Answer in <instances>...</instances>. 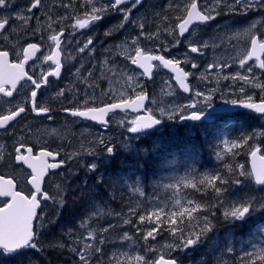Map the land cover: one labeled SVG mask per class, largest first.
<instances>
[{
  "label": "snow or ice",
  "instance_id": "snow-or-ice-1",
  "mask_svg": "<svg viewBox=\"0 0 264 264\" xmlns=\"http://www.w3.org/2000/svg\"><path fill=\"white\" fill-rule=\"evenodd\" d=\"M14 3L15 0H0V49H11V53L9 50H0V99L6 98L3 99V103L10 105L0 112V131L7 133L13 139L10 152L3 143H0V167L12 168L13 166L27 165L30 172L17 175L15 180L10 176L6 178L0 175V197L6 198L3 201V206L0 207V218L3 222V232L0 236V256L15 260L17 264H39V261L28 253L34 251L42 255L52 248L58 249L60 252L69 251L77 258L76 264H132L133 261L135 264H181L178 258L166 259L163 254L159 255L156 260H146L149 253L155 254L159 251L155 247H147L149 239L156 241L158 235L167 232L171 242L163 245V248L169 256L175 252L195 250L208 233L214 229L213 220L216 218V212L222 210L223 218L228 224L242 226L253 213L264 210V196L257 197L244 191L246 184L252 180L257 185L264 186V176L260 175L258 167L254 163L261 148L257 146L250 152L253 161L251 170L246 171L243 164L228 163L225 160L227 154H231V157L238 156L240 150L250 147V142L256 138L264 137V130H261L253 131L250 135H240L234 139L221 136L213 151L215 159L222 162V166L215 171L197 173L193 170L190 175L168 178L170 182L167 183L164 178H160L154 185V189L158 191L162 187L165 190H171L172 196L176 197L172 208L178 207V211L171 209L166 211L165 209L169 208L168 203L156 198L148 200L153 208L146 213L139 204L135 206L129 204L127 212L115 213V216L122 220L123 225H132L136 233L143 232L139 242L129 236L127 232H124L118 240H111L105 235L118 228L119 225L109 223L100 228L98 232L96 228L90 227L89 221L99 220L105 215H112L111 211L105 213L99 202L93 201L86 212L87 219L79 224L81 229L87 230L86 236H76V233L69 230L64 234L70 241L68 244L58 240L45 243L42 239L44 217L38 214V210H43L42 202L46 204L48 201H52L57 209L63 208L66 203L65 190L59 184H57V191L54 195H49V192L44 190V180L49 170L60 168L67 160H75L88 172L95 173L99 167L96 162L97 157L113 155L117 151L118 145L124 150L132 149L134 147L133 140H139L142 136L148 135V130L154 129L166 121H193L202 124L205 121L216 119L213 100L217 96L221 98L230 95L238 96L240 99H230L227 103L233 107L250 110L264 118V82H260L253 72L254 66L264 70V59H260L257 55V49L264 53V40L260 39L261 36H264V16L252 21L247 28L234 32L235 38L248 37L250 41V50L246 51L243 58L238 60V66L244 69V74L238 71L223 77H213L216 80V86L208 87L205 84L203 90L188 83L190 77L194 81L209 79L203 73L199 76L196 75V70L200 68V65L194 62L189 53L203 56L209 48L222 47L224 39L219 30H230V26L225 22V25H217L218 34L211 38L212 43L203 40L194 43L191 36L195 34L196 28H192L190 31V26L194 24L207 25L208 22L215 21L222 15L227 16L233 13L247 15L248 13L264 12V0H200L199 5L197 0H183V15L174 17L175 27L164 28H161L156 21L170 25L172 20L164 13L173 10L181 11L180 4L174 3L173 0H168L162 11L153 13L151 20L145 16L135 18L132 16L133 9L141 6L144 0H87L91 8L90 11H84L86 18H77L74 24L67 25L68 38L63 42L64 63L61 62L62 38L65 36V25L69 16L56 13L49 15L51 7L55 6H49V0H28L27 5L19 10H13ZM97 4L99 6H96ZM122 5H130V7H122ZM59 7L65 11L69 9H72L73 12L76 11L70 3L61 2ZM201 8L203 11L199 10ZM34 10L40 11L41 16H34ZM110 13H120L122 19L104 32L106 38L124 30L126 25H131L139 30L137 35L126 38L122 45L115 46L124 48L121 55L130 61L131 65L143 69L135 78L133 76L124 77L134 98H125L122 95L117 99L112 96L109 98L115 102L104 103L103 106L96 107L89 106L95 104V100L89 99L86 92L83 110L64 108L62 111L73 117L97 122L105 130L109 129L111 123L114 122L125 132L136 135L121 141H114L110 135L83 132L81 137L84 140L80 143L79 150L65 154V158L61 159L59 163H49L47 159L61 155L59 150L55 152L44 150L33 156V148H25L24 138L17 136V118L26 116L27 112L31 111L38 116L45 115L48 120H52V116L49 114L51 109L38 103V92L43 95L40 90L50 85L49 77L59 80L62 70L67 65V71L75 80L83 84L86 89H95L98 87L97 85L88 84V78L93 76L94 71L98 70L99 77L109 85L112 80L106 73L110 74L112 78H116L120 74L115 66L109 67L113 46L110 45L103 49V59L97 62L96 46L94 45L95 33L84 42L74 39L77 30L87 29L91 25L98 24ZM53 15H57L56 20H53ZM42 19L43 23H41ZM33 20L36 22L35 28L29 27ZM146 23L147 27H155V31H147ZM257 25H260L259 36L253 35L252 32L257 28ZM56 29L59 31L56 32ZM45 32H56V34L45 35ZM186 33L189 34V38L183 39V45L187 48V51L182 54L183 63L190 66L191 71H185L183 67H180L182 63L180 59H166L165 55H153L151 49L146 52L145 48L140 47L142 41L148 45L155 43L156 51L162 50L165 53H170L173 48H180L182 38ZM165 34L171 39V46L167 40L161 39ZM33 38H38L40 43L28 42ZM23 43H26L27 46L21 47ZM42 46L44 50L49 48L53 50L50 54H45V51H42ZM37 53H40V56H37ZM85 54L90 61V68L82 77ZM10 55L19 62L10 61ZM77 57L80 58L78 66L74 64ZM254 58L255 64H248ZM30 60L33 61L31 66L33 69L37 67L36 62L39 61L40 66L47 65L48 70L45 71L42 67L39 75L34 78L35 72L33 75H29L25 71V65ZM153 61L159 62L174 74V81L178 84L179 89H182L183 93L189 94L186 102H176V93L172 90V84L167 81L164 82L161 93L169 99L150 98L140 77H152V69L155 67ZM246 64L247 67H245ZM231 66L228 62L211 63L207 65V71L224 70ZM73 67H75V71H72ZM221 80L228 83L221 87ZM25 85H30V90L19 101H14V93L20 96ZM254 90H259L258 96L253 94ZM65 91L69 94H79L78 89L70 82L66 88H61L56 92V97H63ZM104 95L108 96V93L105 92ZM146 102L152 106L146 107ZM25 105L29 107L26 108ZM117 110H131L134 113L143 110L144 115H135L131 120L125 118L112 121L109 114L115 113ZM24 131L26 136L32 135L31 130L27 127ZM215 148H219L220 151H215ZM22 150L26 151L28 155L21 154ZM84 157L93 159L90 162H84ZM259 159L264 160V156H260ZM130 179L133 180L134 185L132 192L145 198V190L140 186L142 181L137 177H130ZM17 183L21 187L27 186L30 189L29 194L25 195L24 191H16ZM98 183H103L102 176L98 177ZM181 188L191 189L194 194H200L202 199L212 202L198 203L195 199L187 198L182 200L179 198L178 191ZM261 191H264V188ZM111 198L115 199V196H111ZM133 218L136 220L135 223H133ZM73 236H76L75 240L72 239ZM127 242H131V247L137 251L136 255L132 256L129 252L119 250L108 255L104 251L106 243L127 245ZM225 250L228 253L233 252L232 247H227ZM139 251H143L144 255H140ZM239 259L241 264H264V247L244 252ZM197 264H212V262L201 257ZM215 264H229V262L221 257L215 260Z\"/></svg>",
  "mask_w": 264,
  "mask_h": 264
},
{
  "label": "rangeland",
  "instance_id": "rangeland-1",
  "mask_svg": "<svg viewBox=\"0 0 264 264\" xmlns=\"http://www.w3.org/2000/svg\"><path fill=\"white\" fill-rule=\"evenodd\" d=\"M27 2H28V0H15V3L13 4V10H19V8L26 6ZM61 2L72 4V8L76 9V11L73 12L72 9L65 11V9L59 7ZM167 2H168V0H149V1H146V3L144 5H142L141 7L139 6L137 9H133L132 16H133V18L138 17V16H145V17H148L149 20H151L152 14L155 12L162 11V9L166 6ZM173 2L180 4L181 11H174L173 10V11L164 13L165 15L169 16V19L172 20V23L170 25H165V24H162L160 21H156V23L160 24L161 28L175 27L174 17L183 15V8H184L183 0H173ZM197 3L200 4V0H197ZM80 4L82 6H80ZM51 5H58V6L56 8L51 7V11L49 12V15H52V13H55V12L58 13V11L60 9V12H63L60 15L69 16L70 20L66 22L65 27H67V25L74 24L75 20L77 18H80V19L86 18L84 15V11L85 10L90 11V8H91V5H89L87 3V0H82V1L81 0L80 1L79 0H49V6H51ZM85 6H90V8H88V9L86 8L84 10L83 8ZM96 6H99V5L97 4ZM122 7H130V5H126V6L123 5ZM201 10H203V9L201 8ZM34 16H38V17L41 16V12L39 11L38 14H34ZM222 16L226 17V19H228V20H225V19L222 20V18H221ZM222 16L217 17L215 21L208 22L207 25H203V24L197 25L195 27L196 28L195 34L191 36V40L194 43H198L199 41H202V40L203 41H209V43H212L211 38L218 34L217 25H225V22H227V24L230 26V30H225V29L219 30L222 38L224 39V45L222 47H220V48H209L208 50H206L204 52L203 56L198 55V54L189 53V55L193 57L194 62H196L200 65V68L198 70H196V75L199 76L201 73H203V75H205V76L208 75V78H210V80L212 81V82L195 81L194 87H197L200 90L204 89L205 84H207L208 87H215L216 86V80L213 79V77H217V76L223 77L225 75L235 74L238 71L241 72V74H244V69H241L238 66V60L240 58H243V54L246 51L250 50V41H249L248 37H242L240 39L235 38L234 32L240 31L244 28H247L252 21L259 19L261 16H264V13L255 12L253 15L247 14L245 16L239 15V14H237V15L233 14V15H227V16L222 15ZM239 16H240V18H239ZM52 18L54 20L55 15H53ZM121 19H122V15L120 13H110L104 17L103 22L101 21L102 23L99 22L96 25H91L87 29L76 31V34L80 35V37L79 36H78V38L74 37V39H80L82 42L86 41V39L89 36H92L93 33H95L94 45L96 46V61L97 62H100L103 59V56H104L103 49L107 48L110 45L113 46L112 47V54L110 57L109 67L115 66L120 74L116 78H112L110 74L106 73V75L109 76V79L112 80L111 85H109L107 82H105L104 80H102L99 77L98 70L95 71V73H93V76L90 77L91 80H89V78H88V84H90V85L95 84L98 87H96L95 89H86L85 86H81L78 88L79 94H76V95L71 94L70 95V97H69L70 101H73L75 98H78V99L80 98V100H83V104H84L85 93L87 92L88 98L95 100V104H90L89 106L96 105L97 102L99 101L97 89L101 85L104 86L103 91H106L107 93L113 92V93H119V94L123 95V94H125L124 87H128L127 84L124 83L125 82L124 77L125 76H133L135 78L138 75V72H136V69L132 68L133 66L130 65V61L126 60L124 58V56L121 55V53L124 52V48L123 47H121V48L115 47L117 45H122L126 38H130L131 36L137 35L138 31H139L138 29L133 28L131 25H126L124 30H121L120 32L115 33L111 37H107L109 40L106 39V37H103V39H101V41H103V43H100L101 42L100 38L102 36H104V32L109 27H111L112 25L118 24L121 21ZM33 21H31L29 24V27H31V28L36 27V23H33ZM105 23H109L110 26L107 24V26H106L107 28H105V27L101 28L102 25ZM259 29H260V25H257V28L252 30L253 35L257 36V34H255V33H257L259 31ZM146 30L149 32L155 31V27H147V23H146ZM97 35H99V36H97ZM229 38H230V43H229ZM161 39L167 40L169 46H171L172 41L169 37H167L166 34L163 35L161 37ZM104 40H107V41L104 42ZM262 40H264V38ZM98 41H100V42H98ZM24 45H25V43H23L21 45V47H24ZM81 46H82V44H81ZM140 47L145 48L146 52L149 49H151L153 54L158 53V51L155 50V43L148 45L142 41ZM186 51H187V48H185L181 42L180 48H178V49L173 48L170 53H173L171 55L173 58L180 59L183 63V55L182 54ZM99 59H100V61H99ZM79 61H80V58H79ZM79 61L77 62V66L79 64ZM84 61H87V62H84V64L86 65L84 67L85 68V74L84 75H86L87 70L90 68V61L87 58V54L84 55ZM224 62H228L232 66L230 68H227L224 70L213 69L212 71H207V65L208 64L224 63ZM248 64L254 65L255 60L249 61ZM247 66L248 65L246 64L245 67H247ZM184 68H186L188 71H191L190 66L185 65ZM253 72L259 78L260 82H264V70H260L258 67L254 66ZM166 81L171 83L170 78L166 74L162 75V73L160 72V69L158 67L156 74L154 75L153 81L149 82V84H150L149 86L151 88V94H152L151 98H158V99H165V100L169 99L168 97L163 96V94L161 93V88L164 87V82H166ZM221 81H223V80H221ZM223 82L226 84L228 83L226 81H223ZM165 90L167 91V89H165ZM172 90L175 92L173 86H172ZM129 92H130V89L127 88V93H129ZM257 92L259 93V90H254L253 94L256 95ZM181 98L182 97L177 94L176 95V102H186V100H183ZM57 105H59V104H57ZM151 106L152 105H150L149 107H151ZM125 118L127 120L132 119V117L118 115V117H117V119H115V121H119V120L125 119ZM114 124H116V123H114ZM74 126H76V125H74ZM74 126H71V128L69 129L68 132H63L62 134H60V136H62V135H67L68 137L78 136V138H80L81 133H83V132H92L93 133V131H94L93 129H91L89 127L83 128L82 127L83 125L80 126L79 129H75ZM51 130H53V129L47 130L48 131L47 134H53V133H51ZM74 131H76L78 133V135L76 133H74ZM95 133H97V132H95ZM101 134L107 135V134L102 133V132H101ZM108 135H110L114 141H121V140H124V139H127L130 137L129 133L125 132L124 129L120 128V127H118V134H116V132L114 131ZM45 136H48V135L45 134ZM221 136L229 139L228 135L222 134L217 138V140L214 141L216 145L219 143V138ZM32 137H38L36 139H42L43 140V135L33 134ZM139 140H133L132 141L133 146ZM254 146L261 147L259 144H255ZM263 146H264V143H263ZM215 149H216L215 151H220L219 148H215ZM130 150L131 149L127 150V152H129ZM132 150H134V147L132 148ZM263 153H264V151H263ZM102 171H104V170H102ZM100 172H101V170H100ZM82 175L84 176V180H86V177L89 175L91 176V173H87V172L82 173L81 178H78V175H76V178L79 180V181H76V183L70 177H69V180H67V181L59 179V182L64 181L63 185L67 184L68 188H70V185L72 183H75V185L77 183L80 184V180L83 177ZM94 175L97 176L96 173ZM70 176L74 177V174L70 173ZM259 188L262 189V188H264V186L257 187L252 180L246 184L244 191L250 192L251 194H253L257 197L264 196V191H260ZM178 191H181V190L179 189ZM237 194L240 195L241 193H237ZM183 195H184V193H183ZM179 198H181L183 200L184 198H187V197L184 195V198H183L182 196H180V192H179ZM165 200H166L165 202L168 203V205H169V208L165 209V210L166 211H168L169 209L174 210L175 208H172V205L175 203V198L172 196L171 190L167 194V197L165 198ZM185 206H187V205L185 204ZM176 210H179V208L176 207ZM105 213H107V212L105 211ZM56 216L57 215L54 212V210H52L51 214H45L44 215V221H43L44 228L42 230V232H43L42 239L45 241V243L50 242L51 238L53 236H56V234L51 236V234H53V232H54L53 226L54 225L57 226V224L59 223V221L57 219L58 217H56ZM104 217H108V216L105 215ZM101 219L89 221L90 227L96 228L97 232H98L100 228L107 226L109 223L114 224V225H119L118 228L111 230L109 233H106L105 235L111 240H118L119 237L124 232H127L129 236H132L134 240H137V236L133 234L132 227L130 225H127V226L123 225L122 220H120L118 217H116L115 214H114L113 218H105V220L104 219L101 220ZM81 222L82 221L76 223L75 224L76 226L75 225L72 226L70 229H68V231H65L64 228L60 229L61 227L59 224H58L59 225L58 228L60 229L59 231L63 235L65 233L69 232V230H71L72 232L76 233V236H86L87 230L81 229L79 227V224ZM213 223L215 225L214 230L219 231L221 233H227L233 229L232 225L228 224L224 220L223 215H222V210H221L220 217L217 219H214ZM127 228L129 230H127ZM74 229H76V230L74 231ZM258 232H260L264 236V226L259 227L258 231H255V234L253 235L256 237L259 236L258 238H260V239L256 240V242H254V239H250L247 242V245H250L249 246L250 248L255 249V248L263 247L264 237L260 236L258 234ZM47 234H48V236H47ZM139 234L141 237L143 235V232H141ZM76 236H73L72 239L75 240ZM97 238H99V237H97ZM56 240H58L62 243H65V244H68L70 242L66 236H64V237L59 236V237L54 238V241H56ZM137 241L139 242V240H137ZM170 242H171L170 238L162 237V235H158L156 241H152L151 239H149L147 247H155V248L159 249V251L156 252L155 254L149 253L146 257V260H156L159 258V255H161V254L165 255L166 258H172V255L176 256V254H178L179 256L181 255V260H182L181 264H190V263L193 264L192 261H194V262L199 261L197 259L191 260L190 257H187L184 254L185 252H175V253H172L171 256H169L167 254L166 250L163 248V245L170 243ZM238 242H239V246H244L243 240L238 239ZM260 244H261V246H260ZM112 245H114V244L106 243V245L104 246V251L108 255H111L113 251H117V250H119V251H124V250L133 251V247H131V242H127V245H122L120 243H116V245H117L116 248H113ZM213 246L220 247L225 252L226 251L225 249L227 247H235V244H234V240H232L231 242H225L224 241V246H222V245H213ZM48 250L60 252L58 249L49 248ZM68 254L70 256L69 261H67V262H56L55 264H76L77 258L75 256H73L69 251H68ZM129 254L134 256L137 254V252L134 254H132V253H129ZM139 254L144 255V252L139 251ZM189 254H192V253L189 252ZM28 255L34 256L35 259H37L39 256L38 252H34V251H30L28 253ZM44 255L46 256L45 253H44ZM226 255H227V253H224L223 257ZM0 257H3V256H0ZM13 262H16V261L13 260ZM133 262L135 264V261H133ZM51 264H54V263L51 262ZM213 264H215V263H213Z\"/></svg>",
  "mask_w": 264,
  "mask_h": 264
},
{
  "label": "flooded vegetation",
  "instance_id": "flooded-vegetation-1",
  "mask_svg": "<svg viewBox=\"0 0 264 264\" xmlns=\"http://www.w3.org/2000/svg\"><path fill=\"white\" fill-rule=\"evenodd\" d=\"M80 6H82L80 4ZM87 9L90 8V6H85ZM83 9H86V8ZM56 8V7H54ZM59 9V8H58ZM203 11V10H202ZM39 11L34 10V14H38ZM56 13V12H55ZM63 12H60V9L57 15L62 14ZM234 15H237L236 13H233ZM231 14V15H233ZM57 15H55V19H57ZM240 15V14H239ZM222 19H226V17H221ZM70 20V19H69ZM68 20V21H69ZM235 21V20H234ZM43 19L41 23H43ZM33 23H36L35 20ZM65 36L62 38V55H61V62L64 63V52H63V42L68 38V31L67 27H65ZM43 30V29H42ZM260 30V29H259ZM44 31V30H43ZM59 29H56V32H58ZM191 31V30H190ZM56 32H45V35H51V34H56ZM100 34V33H99ZM257 36L260 35V31H258ZM80 37V35L76 34V38ZM99 36V35H97ZM189 34L185 35L184 38H182V44H183V39H188ZM264 36H261L260 39L262 40ZM28 42L31 43H40V40L38 38H33L29 40ZM26 46V43L24 47ZM0 50H9L11 53L10 48H3ZM53 49L49 48L47 50H44V47L42 46V51H45V54H50ZM158 55H165L166 59H172L173 57L171 56L173 53H165L162 50L158 51ZM37 56H40V53H37ZM10 61L12 62H19L15 60L13 56L10 55ZM35 59V58H34ZM261 59H264V54L261 56ZM79 61V57H77V60L74 62V64L77 66V62ZM87 62V61H84ZM33 61L30 60L28 64L25 65V71L28 72L29 75H33V73H36V78L39 75V72L41 71V68L43 67V70H48L47 65L40 66L39 61H37V67L33 69L32 66ZM131 65V64H130ZM132 66V65H131ZM181 66L184 68V63H181ZM134 68V67H132ZM160 72L162 75L166 74L172 83V86L176 92V95L178 94L181 96L183 100H187L188 95H185L181 93L176 85L173 83V78L162 68H160ZM186 71H188L186 68H184ZM72 71H75V67H73ZM136 72H140L139 70L136 69ZM95 73V71H94ZM85 74V68L82 70V77ZM156 74V72H155ZM208 77V75H207ZM141 81L144 83L146 90L151 98V88L149 81H145L143 77L140 78ZM190 84L194 86V80L190 77ZM50 80V85L47 87H43L40 92L43 93V95H40L38 92V103L41 106L49 107L51 109V112L49 113L52 116V120H48L45 115H36L35 113L28 111L26 116H22L21 118H17L18 122L16 124V130H17V136L24 138L25 140V148L27 147H32L33 148V156L38 155L40 151H60L61 155L56 156L55 158H47L49 163H59L61 159L65 158V154L71 153L73 151H77L80 148V143L84 140L82 137L78 138V136L74 137H68L67 135H62L63 132H68L71 126H74L75 129H79L80 126L83 128H91L93 129V133L97 132L99 134L105 133V134H110L111 132H116L118 134V127L116 124L111 123V126L109 129L105 130L101 125L94 123L92 121L79 118V117H73L70 114H66L62 109L64 108H70L72 110L84 109V104L83 100H80V98H75L73 101L69 100V97L71 94H69L67 91H65V95L63 97H56V92H58L59 89L61 88H66V86L69 85L70 82H72L75 86L76 89H78L81 86H84L81 84L79 81L75 80V78L71 75L70 72L67 71V65H65V69L62 70V76L59 80H55L52 77H49ZM91 80V78H89ZM208 82H212L210 78L207 80ZM23 84V81L21 82ZM125 83V82H124ZM126 84V83H125ZM226 83L223 81L220 82V86L224 87ZM20 86L18 85V89ZM104 86L101 85L98 89V96H99V101L97 102L96 105H91V106H96L100 107L103 106L104 103L108 102H115L111 100L109 97H116L119 99L122 94L119 93H113V92H108V96H105L104 93L106 91H103ZM127 88L124 87L125 94L123 96L125 98H134L133 94L131 91L127 93ZM30 90V85H25L24 89L21 90V95L17 96L14 93V101H19L23 95L26 94L27 91ZM139 91V90H137ZM258 93V92H257ZM256 96L259 95V93ZM3 99H0V112H3V109L6 107H10V105H5L3 103ZM230 99H240V97L235 96V95H230V96H225L223 98L217 96L213 100V107L215 109L218 108L219 105L224 109L223 112H217L216 110V119L211 120V121H205L202 124H197L196 122L193 121H166L163 125V128L161 131L157 132V134H162L160 135L161 138L163 139L167 137L169 134L172 139H177V138H205L206 140L210 141L212 140L215 136L220 135V134H225L229 136V139H234L240 136L242 133H247L249 134L250 131H256L259 132L261 130H264V118H262L259 114L250 112V110H245V109H236L237 107H233L230 104L227 103L228 100ZM258 102V100H257ZM59 104V105H57ZM150 104L147 105L149 107ZM25 107H29L28 105H25ZM6 114V113H4ZM118 115H123V116H128V117H134L135 114H133L130 111H116L115 113H110L109 116L111 117L112 121H115L117 119ZM259 122H262L261 125ZM74 124V125H73ZM248 125V127H246ZM45 126V127H44ZM85 126V127H84ZM25 127L31 130L32 135L26 136V133L24 131ZM50 129H55L56 131L53 132L51 130V133L53 134H47ZM78 135L76 131H74ZM33 134L35 135H43V140L42 139H36L38 137H32ZM48 135V136H45ZM154 134V133H152ZM81 135V134H80ZM132 136L131 134H129ZM143 137V136H142ZM141 137V138H142ZM148 137V136H145ZM0 143H3L7 150L10 152L11 145L13 144V139L7 134L2 131H0ZM264 143V142H263ZM263 143H258L261 147V151H264V146ZM18 146V145H17ZM118 148V147H117ZM117 152V151H116ZM115 152V153H116ZM114 153V154H115ZM128 153V152H127ZM23 155H28V153L24 150H22ZM113 154V155H114ZM108 155H101L96 158V162L98 163L99 167L96 171H100L102 165L107 164V159L112 157ZM93 158L92 157H84V162H90ZM104 161V163H102ZM71 170H75L77 172H88L86 169L83 167L79 166L75 160H67L65 164H63L60 168L55 169V170H49V173L47 177L44 180V190L49 192V195H54L55 190L57 189V184H59L61 187H63V182L69 180V173ZM30 172V169H28L27 165L23 166H13L12 168L9 167H0V175L5 176L8 178L9 176L12 179H16L17 175H24L26 173ZM63 178V179H62ZM64 180V181H60ZM17 191H24L25 195L29 194L30 189L27 186L21 187L19 183H17L16 187ZM5 199L0 198V206L3 204V201ZM42 205H53L52 201H48L46 204L42 202ZM50 213H52V209H49ZM233 248L232 253H228L225 251L224 253H227L226 256L223 257V254H220L217 251H213L211 248L208 247H199V249H202L198 253H192L190 250L189 252L192 253L189 254V252H185L184 254L187 257H190L191 260L197 259L200 260L201 257H205L209 259L212 264L215 263L216 259L223 258L224 260L228 261L229 264H241L240 262V256L245 252L244 246H238L237 251L235 247ZM206 249V254H204V250ZM172 258H178L179 260L181 259V255L179 256L176 254V256L172 255ZM238 260V261H237ZM197 264V262H195Z\"/></svg>",
  "mask_w": 264,
  "mask_h": 264
},
{
  "label": "trees",
  "instance_id": "trees-1",
  "mask_svg": "<svg viewBox=\"0 0 264 264\" xmlns=\"http://www.w3.org/2000/svg\"><path fill=\"white\" fill-rule=\"evenodd\" d=\"M243 135L249 134L245 133ZM154 137L155 140H151L149 143L142 141L139 142L137 146L134 145L132 154L127 152L123 153V150V152L117 151L112 157L107 159V168H105L104 171L101 170L97 176L89 175L86 177V180H84V176L82 175L83 177L80 180V184L77 183L75 185L76 181H79L76 178L78 173L75 170H71L70 173L74 174V177H71V179H73L75 183H72L70 188H68L67 184L62 187L65 190V206L59 209H57L54 204L50 206L56 213V217H58L60 229L64 228L65 231H68V229L76 223L87 219L86 212L89 210L90 204L93 201L99 202L100 206L104 208V211L112 212L113 215L103 217L102 219L104 220L105 218H113L114 214L117 212H127V206L129 204L133 206L139 204L146 213L153 208V206L148 203L149 199L154 200L159 198L165 202V198L170 192V190H165L162 187L158 191L154 189V185L160 178H164L165 183H167L170 182L168 178L190 175L193 170L197 173H205L215 171L222 166V162L213 161V155L211 157L208 156L206 147L203 145L204 142L200 139L188 138V141L178 142L168 138L163 140L162 138H158L159 136ZM247 151H243L242 149L238 156H227L225 160L228 163H237L239 159H246ZM210 163H212V165H210ZM101 176L103 177V183H98V177ZM130 177H137L142 181L140 186L145 190V198H141L138 194L132 192V187L134 185ZM77 189L78 191H76ZM181 190L185 196L189 199H195L198 203L212 202L208 199H202L200 194H194L191 189L186 190L182 188ZM56 191L57 189L55 192ZM111 196H115V199H112ZM105 201L106 203H104ZM174 210H176V208ZM220 215L221 211L216 212L215 219L219 218ZM258 216L261 221L264 222V210L259 212ZM135 222L136 220L133 218V223ZM59 230L56 236L51 238L50 242L54 241L56 237H64ZM133 234L136 235L137 240H139L140 234L136 233L134 228ZM162 235L168 236V233L164 232ZM44 253L46 254V256L43 254L46 260L52 261L54 264L56 262H67L61 260L63 256L61 255V257H59L56 251L47 250ZM16 263L17 262H13V260L0 259V264ZM132 264H134V262H132Z\"/></svg>",
  "mask_w": 264,
  "mask_h": 264
},
{
  "label": "bare ground",
  "instance_id": "bare-ground-1",
  "mask_svg": "<svg viewBox=\"0 0 264 264\" xmlns=\"http://www.w3.org/2000/svg\"><path fill=\"white\" fill-rule=\"evenodd\" d=\"M80 1V0H79ZM82 1V0H81ZM86 8V7H85ZM82 9V8H81ZM85 10V9H84ZM257 13H259V12H257ZM260 13H264V12H260ZM66 14V13H65ZM248 14H250V13H248ZM245 16V15H244ZM247 17V16H246ZM239 18H240V16H239ZM103 22V21H102ZM101 22V23H102ZM107 24L110 26V24L109 23H105V24H103L102 25V27L101 28H107L106 26H107ZM100 28V29H101ZM103 37H105V36H102L101 38H100V41H101V39H103ZM106 39H108V38H106ZM109 40V39H108ZM100 41H98V42H100ZM105 41H107V40H104V42ZM114 41V40H113ZM101 45V44H100ZM101 53V52H100ZM99 53V54H100ZM99 61H100V59H99ZM102 61V60H101ZM86 66V65H85ZM89 66V65H88ZM99 73V72H98ZM253 131H250V133H249V135L252 133ZM204 143H203V145L206 147V150H207V152H208V156L209 157H211L213 154H214V151H213V148H214V143H213V139H212V141L210 140V141H208V140H206L205 138H202L201 139ZM264 141V137H259V138H256L253 142H250V147H245L244 149H243V151H247L248 149H250L253 145H255V144H258V143H260V142H263ZM195 142V141H194ZM179 147V146H178ZM192 147V146H191ZM199 149V148H198ZM216 150V149H215ZM200 151V150H199ZM196 152V151H195ZM200 153V152H199ZM183 154V153H182ZM194 154H196V153H194ZM141 160V159H140ZM146 162V161H145ZM102 163H104V161H102ZM200 164V163H199ZM105 168H107L106 166L104 167V168H102L101 170H104ZM119 168V167H118ZM78 174V178H81V174L82 173H84V172H77ZM80 173V174H79ZM91 173V175L92 176H94V174L96 173L97 175L100 173V171H96L95 173H92V172H90ZM146 179V178H145ZM170 181V180H169ZM105 183V182H104ZM105 187V186H104ZM106 187H107V185H106ZM102 188H103V186H102ZM102 188H101V190H102ZM73 191V190H72ZM76 191H78V189L76 190ZM80 191V190H79ZM70 192H71V190H70ZM106 192V191H105ZM108 192V191H107ZM76 194V193H75ZM78 194V193H77ZM71 195V194H70ZM100 195V194H99ZM73 197V196H72ZM77 197V196H76ZM79 197V196H78ZM81 198V197H80ZM73 202V201H72ZM84 202V201H83ZM76 203V202H75ZM78 204H79V202H78ZM77 205V204H76ZM75 207V206H74ZM77 207V206H76ZM81 207V206H80ZM78 208V207H77ZM75 212H76V210H75ZM80 212V211H79ZM66 219V218H65ZM59 224V223H58ZM57 224V226H53V228H54V232H53V234H51V236L52 235H55L57 232H58V230H59V228H58V225ZM63 227V226H62ZM53 230V229H52ZM76 229H74V231H75ZM230 233H234V231H229ZM50 235V234H49ZM47 236H48V234H47ZM65 236V235H64ZM51 251V250H50ZM58 251V250H57ZM58 255H59V257H61V255L63 256V257H61V260H64V261H69V259H70V256H69V254H68V251L67 250H64L63 252H56ZM193 260V259H192ZM192 262H194V261H192ZM191 264V263H190Z\"/></svg>",
  "mask_w": 264,
  "mask_h": 264
},
{
  "label": "water",
  "instance_id": "water-1",
  "mask_svg": "<svg viewBox=\"0 0 264 264\" xmlns=\"http://www.w3.org/2000/svg\"><path fill=\"white\" fill-rule=\"evenodd\" d=\"M193 26V25H192ZM192 26H190V28L192 27ZM262 53L259 51V49H257V55L260 57V55H261ZM154 62V61H153ZM152 62V63H153ZM157 62V61H156ZM163 66V65H162ZM137 69H139V70H141V71H143V69H140L138 66H135ZM154 69H155V67L152 69V73H153V71H154ZM164 69H166V68H164ZM168 72H170L171 73V71L169 70V69H166ZM171 74H173V73H171ZM173 76H174V74H173ZM145 79H147V80H150L151 78H148L147 76H145ZM178 85V84H177ZM182 90V89H181ZM183 91V90H182ZM131 111V110H130ZM132 112V111H131ZM143 112V110H141L139 113H142ZM140 115H144V114H140ZM161 126V125H160ZM160 126H157L156 128H154V129H150V130H148V133L149 132H151V131H154V130H156L157 128H159ZM136 135V134H135ZM261 155L258 153V155H257V158H256V160H255V164L257 165V167H258V170H259V173H260V175H262V176H264V160H260L259 159V157H260ZM252 163H253V161H252V159H251V156H250V167H251V165H252ZM2 232H3V222H2V218H0V236H2Z\"/></svg>",
  "mask_w": 264,
  "mask_h": 264
}]
</instances>
